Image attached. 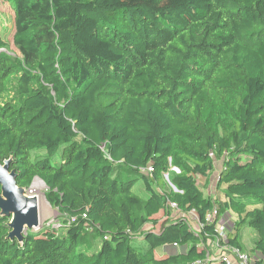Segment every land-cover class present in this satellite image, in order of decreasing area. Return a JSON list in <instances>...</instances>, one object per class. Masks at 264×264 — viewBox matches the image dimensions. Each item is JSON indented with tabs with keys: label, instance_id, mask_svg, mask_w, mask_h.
I'll return each mask as SVG.
<instances>
[{
	"label": "trees",
	"instance_id": "16d2710c",
	"mask_svg": "<svg viewBox=\"0 0 264 264\" xmlns=\"http://www.w3.org/2000/svg\"><path fill=\"white\" fill-rule=\"evenodd\" d=\"M3 1L0 163L59 218L0 264H202L226 212L264 264V0Z\"/></svg>",
	"mask_w": 264,
	"mask_h": 264
},
{
	"label": "rangeland",
	"instance_id": "374dc122",
	"mask_svg": "<svg viewBox=\"0 0 264 264\" xmlns=\"http://www.w3.org/2000/svg\"><path fill=\"white\" fill-rule=\"evenodd\" d=\"M11 21H12V10H11L9 4H7L3 0H0V23H1V25L2 26H4V25L10 26ZM7 40L10 42L9 49H4V50L1 49L0 51H5V52H7L9 54H13V55H18V52L14 49V47L11 44V39L7 38ZM52 162L57 163L56 158H53ZM221 164H222L221 160H215L214 172L208 179H202L200 177H196V182L199 185V187L201 188L204 195L213 196L214 189H215V182H216L217 175L221 169ZM172 170L176 172L175 168H172ZM162 178L165 180L166 176L164 175V176H162ZM45 191H46L45 185L37 178L34 179L31 187L27 191L28 195H35L40 200V214H41V216H40L39 228L36 230H32L31 232H33V233H36L41 227L46 226L48 224H54V225L57 224V220L59 218L57 211L52 209L48 205V203L45 201V199H44V192ZM134 191L136 193L142 192V186L140 184H138L135 187ZM223 218L226 221L225 220L219 221V224L224 226L226 231L229 233L230 231H232V228H233V220L227 215ZM187 220L189 221V223L194 222L195 220H197L196 214L194 212L188 214ZM147 228L148 227L146 226L144 229L146 230ZM240 237H241L242 245L244 248V252L250 258H252L253 260L256 261V258H259L260 254H259V256H256V255H251L249 252H247V251H249V249L253 248V243L257 238L255 232L251 229H245V230H242L240 232ZM212 242L213 243L210 245V252H211V256L214 257L217 253V250H218L217 239L213 238ZM98 247H99V245H98V243H96L93 251H97ZM169 248L173 251L174 254H169V253L164 254L163 249H162L160 252H158L159 255L160 256H162V255H175L179 252H183V251L185 252L186 251V247H181V246L179 248H176V247H173L172 245H170ZM253 252L255 253L257 251H253ZM257 260H259V259H257ZM218 261L219 260L214 261L215 264H219Z\"/></svg>",
	"mask_w": 264,
	"mask_h": 264
},
{
	"label": "water",
	"instance_id": "95a60500",
	"mask_svg": "<svg viewBox=\"0 0 264 264\" xmlns=\"http://www.w3.org/2000/svg\"><path fill=\"white\" fill-rule=\"evenodd\" d=\"M40 200L16 184L8 162L0 163V218L8 219V240L22 243L27 232L39 228Z\"/></svg>",
	"mask_w": 264,
	"mask_h": 264
},
{
	"label": "built area",
	"instance_id": "2783aa9c",
	"mask_svg": "<svg viewBox=\"0 0 264 264\" xmlns=\"http://www.w3.org/2000/svg\"><path fill=\"white\" fill-rule=\"evenodd\" d=\"M211 158H213L212 154H210ZM147 172H151V168L146 169ZM170 207L173 210H176L175 204H170ZM215 219V211L213 210L211 213L206 215V222L211 224L214 222ZM198 223V221H197ZM216 232L218 234L217 237V253L213 257L210 254L206 255V258L202 264H208L210 261H217L219 260V264H257V260H253L247 254L239 251L238 249L226 244V238L228 232L224 228V226L220 225L219 223L216 224ZM220 241L223 244H220ZM173 247H177L176 244L172 245ZM215 263V262H214ZM194 264H200V262H195Z\"/></svg>",
	"mask_w": 264,
	"mask_h": 264
},
{
	"label": "crops",
	"instance_id": "0c3cea01",
	"mask_svg": "<svg viewBox=\"0 0 264 264\" xmlns=\"http://www.w3.org/2000/svg\"><path fill=\"white\" fill-rule=\"evenodd\" d=\"M226 215L229 216V217L233 220V223H234L235 218H234V217L232 216V214L229 213V212L224 213V214L221 216L220 221H222V220L224 221L225 219H224L223 217H225ZM225 221H226V220H225ZM196 224H197V220H195L194 222H191V225H192V226H193V225H196ZM212 243H213V242L211 241V244H212ZM211 244H210V245H211ZM169 247H170V246H167V247H164V248H163V252H164V254H165V253L174 254L173 251H172ZM168 248H169V249H168ZM176 248H179V246H177ZM247 252H249L251 255L259 256V253H257V252L254 253V252L252 251V248L249 249V251H247ZM245 254H246V253H245ZM250 254H249V255H250ZM251 255H250V256H251ZM253 258H254V257H253ZM254 259H255V258H254ZM257 259H260V257H259V258H256V260H257Z\"/></svg>",
	"mask_w": 264,
	"mask_h": 264
}]
</instances>
